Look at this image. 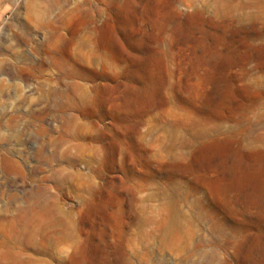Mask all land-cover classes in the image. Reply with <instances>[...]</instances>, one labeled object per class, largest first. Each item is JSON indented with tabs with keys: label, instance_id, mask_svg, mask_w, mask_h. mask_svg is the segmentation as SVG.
<instances>
[{
	"label": "rangeland",
	"instance_id": "374dc122",
	"mask_svg": "<svg viewBox=\"0 0 264 264\" xmlns=\"http://www.w3.org/2000/svg\"><path fill=\"white\" fill-rule=\"evenodd\" d=\"M16 256L264 264V0H0Z\"/></svg>",
	"mask_w": 264,
	"mask_h": 264
},
{
	"label": "bare ground",
	"instance_id": "6f19581e",
	"mask_svg": "<svg viewBox=\"0 0 264 264\" xmlns=\"http://www.w3.org/2000/svg\"><path fill=\"white\" fill-rule=\"evenodd\" d=\"M51 225H52V227L59 226V229L52 230V232L55 235L56 234H59L60 235L57 240H68L69 237L72 235L71 230L68 229L66 226H64V224L61 221L55 220L54 222H51ZM60 226H63V227L60 228ZM54 234H52V235H54ZM46 241L48 242L47 244H50V242H49L50 241L49 240V236L46 237ZM43 251H44V253H48L49 255L51 253L50 250H49V248L43 249ZM0 264H45V261L44 260H41V259H36V258L24 260V259L16 256L13 259L12 262H10V263L8 262L7 263V262H3V261L0 260Z\"/></svg>",
	"mask_w": 264,
	"mask_h": 264
}]
</instances>
